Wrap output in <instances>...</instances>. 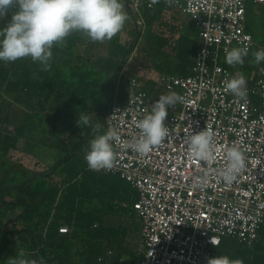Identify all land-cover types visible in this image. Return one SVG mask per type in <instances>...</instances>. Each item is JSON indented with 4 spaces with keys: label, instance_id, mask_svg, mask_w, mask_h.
<instances>
[{
    "label": "built area",
    "instance_id": "1",
    "mask_svg": "<svg viewBox=\"0 0 264 264\" xmlns=\"http://www.w3.org/2000/svg\"><path fill=\"white\" fill-rule=\"evenodd\" d=\"M158 1L192 22L197 46L186 75L158 77L162 94L176 92L184 98L168 108L169 136L162 145L146 155L130 147L140 132L136 122L157 100L156 91L145 90L137 77H128L125 97L108 107L104 129L116 131L119 140L113 145L114 167L101 171L119 176L135 191L128 207L140 223L143 251L125 260L109 248L100 258L106 264H207L223 238L252 245L264 233V62L243 64L237 72L223 62L233 48L248 50L244 62L264 49L248 23L250 5H264V0L123 3L140 28L141 5L153 10ZM240 74L246 80V99L225 90L226 82ZM204 129L213 134L211 162L194 158L188 148L187 137ZM231 147L243 152L246 167L234 183L225 185L217 173L226 166ZM204 176L207 186L201 187L197 180ZM68 230L58 228L60 233Z\"/></svg>",
    "mask_w": 264,
    "mask_h": 264
},
{
    "label": "trees",
    "instance_id": "2",
    "mask_svg": "<svg viewBox=\"0 0 264 264\" xmlns=\"http://www.w3.org/2000/svg\"><path fill=\"white\" fill-rule=\"evenodd\" d=\"M164 4L181 17L165 2L158 1L156 7H165ZM11 11L14 9L0 20V27L10 20ZM140 11L144 19L152 10H147L142 4ZM183 17L188 20V27L194 29L193 35L178 30V25L171 26L169 50L189 68L197 46V29L187 17ZM159 25L167 26L166 23ZM165 38L159 39L163 41L162 46L167 44ZM76 40L67 36L64 43L54 44L52 58L45 69L30 57L14 62L0 61V148L3 153L16 146L17 139L42 113H45L48 125L46 134L54 139V148L59 150L57 159L47 171L34 173L18 183H14L11 170L0 165V263L7 255L16 257L21 251L36 264H74L73 260L79 264H106L100 258L109 248L118 256L130 254L124 242L126 230L106 225L100 217L101 210L89 209L87 204L95 199L112 212L120 208L125 211L119 204L128 201L134 191L117 175L90 170L84 157L89 142L96 134H103L100 112L107 100L106 89L117 80L133 46L128 41L119 42L115 35L106 40L107 56L90 60L74 50ZM155 49L153 44L138 47L135 59L158 74L188 73V68L175 66L168 54ZM127 73L137 76L136 72L128 70ZM150 83L146 80L143 85L148 92L155 89ZM10 95L15 103L25 108L20 125L12 132L8 131L10 115L3 109L4 96ZM125 95L126 86L119 89V101ZM159 96L156 94L155 98ZM48 101L52 102L49 109L46 108ZM93 103L98 108L96 119L90 126L79 127L69 122L86 113ZM62 121L69 122V125L66 132L60 134L56 127ZM96 125L99 129L94 131ZM56 173H61V178H54ZM12 192H15L14 197L7 199L6 196ZM127 209L129 211V207ZM60 225L67 226L68 232L60 233ZM263 238L264 233H261L252 245L223 238L213 257L223 252L230 259L242 260L243 264H264ZM72 240H77V244L72 245Z\"/></svg>",
    "mask_w": 264,
    "mask_h": 264
},
{
    "label": "clouds",
    "instance_id": "3",
    "mask_svg": "<svg viewBox=\"0 0 264 264\" xmlns=\"http://www.w3.org/2000/svg\"><path fill=\"white\" fill-rule=\"evenodd\" d=\"M11 9V18L0 27V61L14 62L30 57L33 62L49 66L53 45L64 43L65 38L73 32L86 35L92 42L103 43L119 33L127 16L121 0H0V20ZM206 55V53H203ZM248 55L246 48H233L227 52L226 63L230 66L242 65ZM255 62H264V49L253 53ZM225 90L234 97L246 99V80L242 74L228 80ZM184 98L176 92L162 94L152 105L150 112L136 122L140 130L138 138L130 147L140 155H146L155 147L162 145L169 136V127L165 121L168 108L183 103ZM77 124L90 126L88 115L79 114ZM99 125L94 126V131ZM119 136L114 130L96 134L89 142L85 161L90 170L111 169L114 167V142ZM190 154L206 162L213 160V134L206 129L191 133L187 137ZM226 166L219 170L217 178L225 185L234 183L246 167L243 152L231 147L225 153ZM207 177H200L197 183L207 186ZM179 225V224H177ZM211 243H215L211 239ZM9 264H36L25 257L21 251L18 256L9 258ZM207 264H243L240 259H230L226 255L215 256Z\"/></svg>",
    "mask_w": 264,
    "mask_h": 264
},
{
    "label": "rangeland",
    "instance_id": "4",
    "mask_svg": "<svg viewBox=\"0 0 264 264\" xmlns=\"http://www.w3.org/2000/svg\"><path fill=\"white\" fill-rule=\"evenodd\" d=\"M124 2V1H122ZM164 2V1H162ZM165 7H161L158 5V7L154 8V10L150 11L147 15V18H144L143 26L140 28L135 27L128 31V35L131 37L129 38L128 43L132 44L133 49L130 52V54L126 58V62L123 65V68L118 72L116 84L112 86L110 89L113 92V96H111V99L106 100L107 102L105 107L102 110L101 113V119H102V132H105L104 129V119L106 116V112L108 110L109 105L111 102H115L117 93L119 92V89L121 87L127 86V81L128 77L131 75L127 74V71H132L136 72V77L141 79L143 83L147 81H151L150 84H153L154 86L157 85V77L158 73H156L154 70L150 68V66L140 64V62L135 59L136 56V48L142 47L145 45H155L156 49L155 51H161L166 54H168L169 60L173 62L175 66L179 67H184L185 70H187L188 65L183 64L180 62L178 59H176L172 53L169 50V44L172 42L171 38L169 37L170 32L169 29L170 27L175 25H178V30H182L184 33L188 35H193L194 29L188 27V20L186 21V18H181L180 16H177L176 14L173 13L170 9L167 8L166 4H164ZM126 6V5H124ZM248 23L250 24V30L256 34V39L259 42L264 41V5H257V4H252L250 5L248 9ZM149 19V20H147ZM183 20V21H181ZM180 21V22H179ZM178 22V24H174ZM159 23H166L167 26H160ZM173 23V24H172ZM180 26L182 29H180ZM162 27V28H161ZM130 32V33H129ZM166 37V43L165 45L162 46L161 43H163L162 40L159 41L160 38ZM168 36V37H167ZM177 34H174V37H176ZM169 39V40H168ZM149 41V42H147ZM168 41V42H167ZM87 39L85 38L84 41L81 40H76V44L73 47L74 50L77 52L82 51L83 53H86L87 47L85 45L87 44ZM160 43V44H159ZM86 56V55H85ZM88 58V57H87ZM225 64L226 61H223ZM243 64H249V65H255V59L253 57H249L246 62ZM236 65V66H231L232 71L237 72L238 70L242 71V68L244 65ZM42 68L45 69L46 66L42 64ZM178 71H175L174 74H177ZM119 77V78H118ZM6 103V104H4ZM4 103H3V109L4 113H8L10 115L9 118V130L11 131L18 127L21 123L22 119V111H24V107L21 106L20 104H17L13 101L11 95L10 96H4ZM52 105V102L48 101L46 102V108L49 109L50 106ZM92 107H95L94 104L91 105ZM45 113H42L39 118H34V123L32 122L25 134L22 137H19L17 139L16 144L17 145H39L41 146V151L37 152L40 154H44L42 158L43 160L53 163L55 161V152L53 149L54 148V139L50 138L49 135L46 134V130L48 128V125L46 124V121L44 119ZM90 121L93 120V118L96 116L93 115V113L88 114ZM42 117V123H40L39 119ZM76 120V118H75ZM69 125V122L67 121H62L57 124V130L60 132V134L66 132V128ZM75 125H78L77 122L75 121ZM63 155V154H61ZM54 178L59 179L60 177L57 174L53 175ZM15 181H18L19 179H14ZM15 192H12L9 196H6L7 199H12L14 197ZM120 207H123L124 209L125 206H128L127 201H121ZM102 207V208H101ZM87 208L89 209H96L97 211L101 210L102 214L100 217L102 218V222H104L108 226H113V227H122L126 230L124 242L125 246L127 247L128 253L130 254H137L142 252L143 247H142V239L140 236V233L137 232V228L139 225L138 220L133 214L129 215H124L122 212L124 210H121V212H118L119 209H117L115 212H112L110 208H107L105 206H102L100 203H98L97 200L93 199L89 204H87ZM59 227H64V225H60ZM76 241V242H75ZM77 244V240H72L71 244ZM262 245L264 246V238L261 240ZM224 255L223 252H220V256ZM9 256L7 255L5 259L0 263V264H9ZM74 264H79V261H74Z\"/></svg>",
    "mask_w": 264,
    "mask_h": 264
},
{
    "label": "crops",
    "instance_id": "5",
    "mask_svg": "<svg viewBox=\"0 0 264 264\" xmlns=\"http://www.w3.org/2000/svg\"><path fill=\"white\" fill-rule=\"evenodd\" d=\"M122 5H123V10L126 13L127 19H126V22H125L122 30L119 33H117L116 35L118 36L119 42L124 43L127 40H129V38H131L127 33H128V31H130L134 28L135 24H134V22L130 16V13L128 12L126 6H124L125 4L123 2H122ZM181 17L184 18L182 15H181ZM174 24H178V22H176ZM69 37H75L79 41H81V40L84 41L85 38L87 39L88 42L85 45V47H87L86 53H83L82 51L79 52L83 57H85V58L88 57V59H90V60H95L98 57H106L107 56L106 41L103 43L92 42V41H90V39L86 35H84L83 33H80V32H73L69 35ZM159 75H161V74H158V77H159ZM129 77H136V76H129ZM158 77H157V81H156L157 85H155V89L152 92L156 91L155 95L156 94L162 95V93H161L162 88H160V84L158 82ZM119 79H117V81H119ZM139 80L141 81V79H139ZM142 83H143V81H142ZM114 84H116V80L111 84V86L109 88L106 89L107 100L111 99V96H113V92L110 89L112 88V86ZM143 85H144V83H143ZM159 89H161V91ZM114 97H116L115 102H118L119 101L118 93ZM112 103H114V102H111V104ZM93 104H91V105H93ZM91 105H90V108L88 109V111L84 114L88 115L90 113H93V115L95 116L96 112H97L98 105L94 104L95 107H92ZM105 105H106V103L103 104V108L105 107ZM103 108H102V110H103ZM102 110L100 113H102ZM78 117L79 116L76 117V120H75V118H72L71 121H69V122L75 124V121L77 122ZM95 119H96V116L93 118L92 121H95ZM53 150L55 152L54 157L56 160L58 157L59 150H57L56 148ZM39 151H41V146H39V145H27V144L26 145H17L16 144V146L14 148H9L5 153H3V149L0 148V165L2 167H5V168L8 167L11 170V173H12L11 176H13V179H19L18 181H15L14 183H18L23 178L33 176L34 173L43 172L44 170L47 171V169L49 167H51L52 164L54 163V162L53 163L51 162V164H50L49 162L43 160L42 158H44L43 157L44 154L42 155L40 153H37ZM98 171L102 172L101 170H98ZM56 174L61 178V173H56ZM134 193H135V191H134ZM134 193L133 194L131 193L130 197L132 195H135ZM129 201H130V199L127 201L128 206H129ZM128 206L125 207L126 209L124 212H122V214L129 215V211L127 209ZM121 210L122 209L120 208L118 212H121ZM137 232L140 233V223L138 225ZM142 247H143V245H142ZM138 254L139 253H137V254L134 253V256L132 257L130 254L121 253L119 256H122L123 259H125V260H132V259H135Z\"/></svg>",
    "mask_w": 264,
    "mask_h": 264
},
{
    "label": "water",
    "instance_id": "6",
    "mask_svg": "<svg viewBox=\"0 0 264 264\" xmlns=\"http://www.w3.org/2000/svg\"><path fill=\"white\" fill-rule=\"evenodd\" d=\"M127 8V7H126Z\"/></svg>",
    "mask_w": 264,
    "mask_h": 264
}]
</instances>
